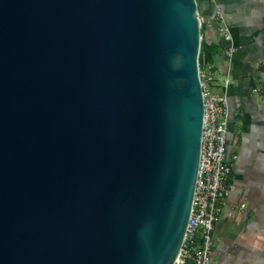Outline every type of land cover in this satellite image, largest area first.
<instances>
[{
    "label": "water",
    "instance_id": "1",
    "mask_svg": "<svg viewBox=\"0 0 264 264\" xmlns=\"http://www.w3.org/2000/svg\"><path fill=\"white\" fill-rule=\"evenodd\" d=\"M200 27L195 0H0V264H176Z\"/></svg>",
    "mask_w": 264,
    "mask_h": 264
},
{
    "label": "crops",
    "instance_id": "2",
    "mask_svg": "<svg viewBox=\"0 0 264 264\" xmlns=\"http://www.w3.org/2000/svg\"><path fill=\"white\" fill-rule=\"evenodd\" d=\"M201 37H221L215 10L227 25L234 52L216 57L214 72L229 70L225 158L230 170L213 234L210 264H264V0H199ZM262 98V99H261ZM192 248V247H191ZM190 248V249H191Z\"/></svg>",
    "mask_w": 264,
    "mask_h": 264
},
{
    "label": "built area",
    "instance_id": "3",
    "mask_svg": "<svg viewBox=\"0 0 264 264\" xmlns=\"http://www.w3.org/2000/svg\"><path fill=\"white\" fill-rule=\"evenodd\" d=\"M215 15L220 24L218 27L220 35L227 43L223 54L229 62L234 52L232 37L218 9L215 10ZM210 68L211 66L208 65V71L198 69L203 104L202 137L191 208L176 264H182L185 258H190L193 264H210L211 250L214 241L217 240L213 234L214 222L228 193L226 181L230 167L225 158L227 134L225 89L230 82L229 70L217 77L223 92L214 94L205 88L213 81L214 71ZM190 243L195 244L192 250L187 246Z\"/></svg>",
    "mask_w": 264,
    "mask_h": 264
},
{
    "label": "trees",
    "instance_id": "4",
    "mask_svg": "<svg viewBox=\"0 0 264 264\" xmlns=\"http://www.w3.org/2000/svg\"><path fill=\"white\" fill-rule=\"evenodd\" d=\"M198 1L199 0H197V3ZM203 29L204 25L201 23L200 34L202 33ZM226 46L227 43L222 39V37H219V39L215 42L207 41L204 37H202L199 44L198 69L201 70V67L204 68V66L210 65V69L214 71V62L216 57L223 53ZM258 71L262 74L259 89L261 95L264 96V64L258 66ZM194 245V243L187 244V246H190V248L192 247L190 250L194 248ZM182 264H193V262L190 258H185Z\"/></svg>",
    "mask_w": 264,
    "mask_h": 264
},
{
    "label": "rangeland",
    "instance_id": "5",
    "mask_svg": "<svg viewBox=\"0 0 264 264\" xmlns=\"http://www.w3.org/2000/svg\"><path fill=\"white\" fill-rule=\"evenodd\" d=\"M207 66L208 65L204 66V68L201 67V70L204 69L205 71H208ZM218 76H219V74L217 72H213L212 73L213 81H212L211 85H206V87H205L207 90H209L211 93H214V94H221L223 92L221 82L219 80H217ZM229 80H232V77L229 76Z\"/></svg>",
    "mask_w": 264,
    "mask_h": 264
}]
</instances>
